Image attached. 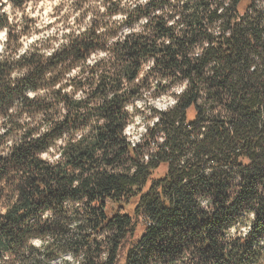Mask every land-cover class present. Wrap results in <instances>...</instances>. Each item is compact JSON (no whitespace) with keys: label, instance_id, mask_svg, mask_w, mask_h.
Wrapping results in <instances>:
<instances>
[{"label":"clouds","instance_id":"1","mask_svg":"<svg viewBox=\"0 0 264 264\" xmlns=\"http://www.w3.org/2000/svg\"><path fill=\"white\" fill-rule=\"evenodd\" d=\"M188 2L0 0V90L4 85L15 88L30 76L34 80L32 84H24L20 97L0 111V163L21 147L34 146L35 159L53 168L63 165L70 149L86 143L96 129L110 123L101 114L102 106L120 98L123 116L117 136L128 146V154L114 170L133 180L144 169L142 178L136 181L137 194L126 193L132 196V203L125 207L130 212L139 202V195L153 194L157 184L166 188L174 177L173 170L185 168L186 161L194 158L190 151L182 157H173L164 123V117L178 111L194 90L197 95L186 109L188 120H177L175 125L189 130L190 139L199 142L211 121L222 119L232 134L233 152L241 159L252 157L247 167L264 161V89L256 87L257 83L264 84V52L251 57L246 65L248 89L243 93L228 91L216 95L205 83L198 84L195 74L162 71L158 55H144L127 62L122 57L125 46L138 39L154 43L157 48L175 46L169 37L156 36V23L162 19L176 37H182L187 30L183 6ZM209 3L208 14L215 12L217 18L212 22L205 19L204 31L208 36L178 55V60L187 57L198 62L212 43L230 38L233 34L228 23L230 17H236L242 24L264 17V0H247L242 10L237 9V0H209ZM135 61L138 67L129 74L126 69ZM211 75L210 70L205 72L206 77ZM102 83L103 90L98 92ZM252 90L255 97L250 94ZM245 100L251 103L244 105ZM251 104L256 105L255 110ZM242 105L246 112L233 110ZM197 109L205 111L210 119L193 129L189 122L197 119ZM242 115L249 117L252 124L243 130L235 129L230 122ZM81 117L86 118V123H79ZM214 172L215 160L203 167L205 176ZM196 203L210 217L214 214L212 197L201 194ZM233 203L231 199L224 202L226 207ZM262 207L264 188L258 184L235 218L218 225L217 239L232 264H264V230H258L257 225ZM8 211L7 206H0V218ZM55 219L53 210L47 208L39 211L36 222L52 225ZM142 222L153 223L146 217ZM84 223L83 219L68 223V237L78 239L82 234L80 225ZM109 235L107 231L92 233L90 247L94 250L93 240L101 244L95 264H108ZM68 237L58 242L51 232L29 234L18 250H0V264H88V249L74 250L68 246ZM161 243L166 247L153 255L152 264H199L201 260L200 246L194 241L176 239L170 243L172 251H168L167 242ZM50 249L54 252L52 257L47 256Z\"/></svg>","mask_w":264,"mask_h":264},{"label":"trees","instance_id":"2","mask_svg":"<svg viewBox=\"0 0 264 264\" xmlns=\"http://www.w3.org/2000/svg\"><path fill=\"white\" fill-rule=\"evenodd\" d=\"M245 3L247 0H237V9L242 10ZM209 7V0H189L184 4L187 30L182 37H176L162 19L158 20L156 36L169 37L175 46L157 48L154 43L138 39L122 51L125 62L144 55H158L162 71H181L187 76L195 74L199 78L197 83H205L213 90V95L228 91L243 93L249 88L244 74L248 61L264 52V17L247 24L230 17L228 23L233 28L230 38L212 43L198 62L187 57L182 61L177 59L192 44L208 36L204 31L205 19L212 22L217 18L215 12L208 14ZM134 67H138V61L126 71L132 74ZM209 70L212 75L206 77L205 72ZM32 83L34 80L30 76L15 88L2 86L0 111H5L20 97L24 84ZM103 87L104 83L97 91H102ZM256 87L264 89V84L257 83ZM250 94L255 97L254 90ZM196 95L194 90L178 111L164 117L173 157H182L190 151L194 158L186 161L185 168L173 170L174 177L166 188L157 184L153 194L139 195V202L130 212L125 211V207L128 202L132 203V196L126 193L137 194L134 191L138 187L136 181L142 178L144 169L141 168L140 175L133 180L114 170L128 154V146L117 136L123 116L120 98L102 106L101 114L110 123L96 129L86 143L70 149L63 165L53 168L35 159L34 146L21 147L0 163V206L9 208L7 215L0 218V250H18L29 234L51 232L58 242H63L69 233L66 225L73 219H83L82 234L78 239L68 237V246L76 251L88 249V264H95V256L101 251V244L94 240V250L90 247L92 233L104 231L110 234L106 237L110 251L108 264H152L153 255L166 247L161 242H167L168 251H172L170 243L176 239L194 241L200 246L199 264H232L217 239L218 225L235 218L237 210L249 201L258 184L264 188V161L247 167L252 157L241 159L233 152L232 134L222 119L212 120L199 142L190 139L189 130L177 127L175 121L188 120L186 109ZM250 103L244 101V105ZM244 105L233 110L244 113L247 111ZM251 107L255 110L256 105L251 104ZM209 119L205 111L197 109V119L189 123L194 129ZM79 123H86V118L81 117ZM230 123L235 129L243 130L251 126L252 120L242 115ZM97 152L101 155L97 156ZM206 156L208 159H204ZM213 160L214 174L203 175V167ZM201 194L212 197L214 214L211 217L196 203V197ZM229 199L234 203L226 207L224 202ZM47 208L53 210L56 219L52 225H41L36 222L38 213ZM145 217L153 223H143ZM257 225L258 230H264V207L260 209ZM47 256H54V252L50 249Z\"/></svg>","mask_w":264,"mask_h":264},{"label":"rangeland","instance_id":"3","mask_svg":"<svg viewBox=\"0 0 264 264\" xmlns=\"http://www.w3.org/2000/svg\"><path fill=\"white\" fill-rule=\"evenodd\" d=\"M131 204V202H128L127 205Z\"/></svg>","mask_w":264,"mask_h":264}]
</instances>
